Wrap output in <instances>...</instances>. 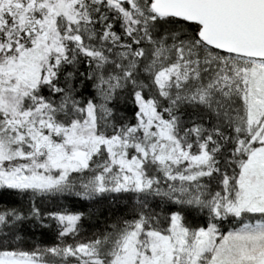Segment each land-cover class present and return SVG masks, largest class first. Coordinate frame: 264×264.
<instances>
[{
  "label": "snow or ice",
  "instance_id": "obj_1",
  "mask_svg": "<svg viewBox=\"0 0 264 264\" xmlns=\"http://www.w3.org/2000/svg\"><path fill=\"white\" fill-rule=\"evenodd\" d=\"M0 264H264V0H0Z\"/></svg>",
  "mask_w": 264,
  "mask_h": 264
}]
</instances>
